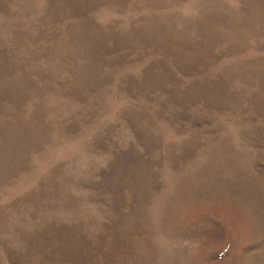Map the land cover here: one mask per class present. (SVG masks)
I'll list each match as a JSON object with an SVG mask.
<instances>
[{
	"label": "rangeland",
	"instance_id": "374dc122",
	"mask_svg": "<svg viewBox=\"0 0 264 264\" xmlns=\"http://www.w3.org/2000/svg\"><path fill=\"white\" fill-rule=\"evenodd\" d=\"M0 264H264V0H0Z\"/></svg>",
	"mask_w": 264,
	"mask_h": 264
}]
</instances>
